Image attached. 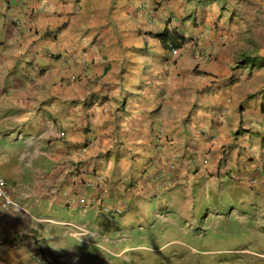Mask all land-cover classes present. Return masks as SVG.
Returning a JSON list of instances; mask_svg holds the SVG:
<instances>
[{
  "label": "crops",
  "instance_id": "1",
  "mask_svg": "<svg viewBox=\"0 0 264 264\" xmlns=\"http://www.w3.org/2000/svg\"><path fill=\"white\" fill-rule=\"evenodd\" d=\"M221 1L0 0V170L27 212L0 209V264H40L38 239L87 264L68 237L113 247L101 205H121L131 233L150 201L155 222L259 177L264 50L227 39ZM97 176L101 190L87 184ZM66 210L93 221L51 215Z\"/></svg>",
  "mask_w": 264,
  "mask_h": 264
},
{
  "label": "rangeland",
  "instance_id": "2",
  "mask_svg": "<svg viewBox=\"0 0 264 264\" xmlns=\"http://www.w3.org/2000/svg\"><path fill=\"white\" fill-rule=\"evenodd\" d=\"M219 11L226 12L227 39L239 38L258 51L264 50V0H222ZM239 13L246 17L236 19ZM236 184L237 191L233 193L229 192L233 183L218 195L194 192L192 211L176 214L166 210L161 217L155 216V222L152 218L158 205L150 201L145 204L143 214L132 221L138 225L134 224L135 230L131 233L119 227L117 215L105 217L98 222L101 231L109 233L104 238L115 236L118 241L115 244L110 240L114 244L107 245L110 251L91 241L85 245L72 237L68 239L71 245L87 250L91 256L87 264H264V167L259 177L238 180ZM95 189L103 188L96 186ZM182 194H176L178 199ZM105 207L100 206L102 214H106ZM61 214L77 223L93 221L92 213L82 216L66 210L51 215ZM138 226L143 227L138 229ZM128 234L132 236L129 238Z\"/></svg>",
  "mask_w": 264,
  "mask_h": 264
},
{
  "label": "clouds",
  "instance_id": "3",
  "mask_svg": "<svg viewBox=\"0 0 264 264\" xmlns=\"http://www.w3.org/2000/svg\"><path fill=\"white\" fill-rule=\"evenodd\" d=\"M167 4H168V1H167ZM166 4V5H167ZM170 43V42H169ZM169 43H168V45H169ZM174 44V43H173ZM174 45H177V46H180L181 48H182V46L181 45H178V43H176V44H174ZM170 48V47H169ZM162 134V133H161ZM161 136L162 135H160L158 138H161ZM0 164H1V162H0ZM0 174L8 181V183H9V188H10V192H11V194H12V196H13V198H14V200L17 202V204H19V206H20V208L19 209H10V210H5V211H14V212H19L21 215H23V217H25L26 216V214H27V212L23 209V207H21V205H20V203L18 202V200H17V198L14 196V194H13V186H12V184H11V181L6 177V174L3 172V171H1L0 170ZM93 180H97V181H100V183H101V185L100 186H98V187H103L102 186V184L104 183H102V179L101 178H99V176H97L96 177V179H93ZM93 180H91V181H93ZM90 181H88L87 182V184L89 183ZM88 187H90V188H94L95 189V187H91L90 185H88ZM106 214L105 215H107V216H119V215H122L124 212H125V210H124V208L121 206V205H106ZM0 209L1 210H4L1 206H0ZM116 209H120V211L121 212H116ZM77 233L78 234H80L79 235V237H82V236H84V235H87L88 234V232L87 233H85L84 232V230H77ZM124 236V235H123ZM121 240H122V238H120ZM109 240H114L115 242L117 241V239H115V238H111V239H109ZM21 244L20 243H18L17 244V246H20ZM48 248L47 247H45V244L44 243H42L41 244V239H38L37 240V244H36V247H35V260L37 261V263H40V264H51V263H53V262H57L58 264H68L65 260L63 261V259H59L58 258V260L57 259H55V258H51L49 255H48ZM39 254H41V255H43L44 257H45V261L44 262H39L38 261V258H37V256H39Z\"/></svg>",
  "mask_w": 264,
  "mask_h": 264
},
{
  "label": "built area",
  "instance_id": "4",
  "mask_svg": "<svg viewBox=\"0 0 264 264\" xmlns=\"http://www.w3.org/2000/svg\"><path fill=\"white\" fill-rule=\"evenodd\" d=\"M160 5H166L168 0H157ZM169 47L172 51V54L174 56H178L181 53L182 48L180 46L174 45L173 43H169ZM203 53L201 52L202 55H204V50H202ZM252 182L256 183L255 180ZM91 187L95 186H100L101 183L100 181L93 180L88 183ZM0 206L4 210H10V209H19L20 206L17 204V202L14 200L10 188H9V183L8 181L0 174ZM116 212H121L120 209H116ZM39 262H44L45 257L41 254L37 256Z\"/></svg>",
  "mask_w": 264,
  "mask_h": 264
},
{
  "label": "trees",
  "instance_id": "5",
  "mask_svg": "<svg viewBox=\"0 0 264 264\" xmlns=\"http://www.w3.org/2000/svg\"><path fill=\"white\" fill-rule=\"evenodd\" d=\"M163 42L166 43V44H168L169 42L176 44L178 42V38L176 37V35H174V34L172 35L171 34L169 36H165L163 38Z\"/></svg>",
  "mask_w": 264,
  "mask_h": 264
}]
</instances>
